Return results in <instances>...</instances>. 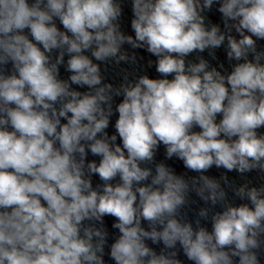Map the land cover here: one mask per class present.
I'll return each mask as SVG.
<instances>
[{
    "label": "clouds",
    "instance_id": "9594fccd",
    "mask_svg": "<svg viewBox=\"0 0 264 264\" xmlns=\"http://www.w3.org/2000/svg\"><path fill=\"white\" fill-rule=\"evenodd\" d=\"M131 4L134 36L120 29V0H0V264H106V247L114 264H183L181 251L192 264H261L264 185L233 186L248 201L233 205L204 173H264V0ZM214 5L223 30L206 23ZM125 44L155 56L163 78L104 83L94 60L136 63ZM221 46L229 73L186 60ZM160 145L199 175L154 163ZM191 192L210 205L195 227L181 215ZM106 216L119 233L110 245Z\"/></svg>",
    "mask_w": 264,
    "mask_h": 264
}]
</instances>
